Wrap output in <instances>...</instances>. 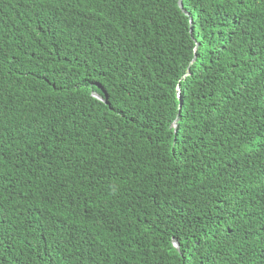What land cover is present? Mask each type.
Listing matches in <instances>:
<instances>
[{
    "label": "trees",
    "instance_id": "obj_1",
    "mask_svg": "<svg viewBox=\"0 0 264 264\" xmlns=\"http://www.w3.org/2000/svg\"><path fill=\"white\" fill-rule=\"evenodd\" d=\"M0 264H264V0H0Z\"/></svg>",
    "mask_w": 264,
    "mask_h": 264
},
{
    "label": "water",
    "instance_id": "obj_2",
    "mask_svg": "<svg viewBox=\"0 0 264 264\" xmlns=\"http://www.w3.org/2000/svg\"><path fill=\"white\" fill-rule=\"evenodd\" d=\"M183 1L184 0H179V7L183 10ZM184 13L187 15V16H189L185 11H184ZM191 24H192V21H191ZM192 32V31H191ZM196 59V58H195ZM98 99H101L99 96H96ZM177 122H178V119H176L175 120V122L173 123V127L177 130V128H178V124H177ZM174 246H175V248H177V249H179V245H178V243L176 242V241H174Z\"/></svg>",
    "mask_w": 264,
    "mask_h": 264
}]
</instances>
